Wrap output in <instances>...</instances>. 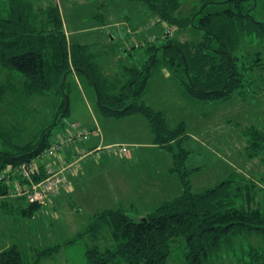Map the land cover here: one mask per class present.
Returning a JSON list of instances; mask_svg holds the SVG:
<instances>
[{
	"label": "trees",
	"instance_id": "obj_1",
	"mask_svg": "<svg viewBox=\"0 0 264 264\" xmlns=\"http://www.w3.org/2000/svg\"><path fill=\"white\" fill-rule=\"evenodd\" d=\"M129 1L141 2L148 20L194 34L183 40L164 35L133 44L130 49H141L146 58L141 65L125 66L122 81L108 79L96 69L86 44L68 42L57 6L40 7L46 29L36 32L37 17L30 0H0V72L5 71L9 80H0V116L9 92L19 89L20 95L44 94L57 83L64 86L70 67L83 71L94 85L104 115L120 118L138 113L146 118L154 142L171 154L170 171L177 175L183 191L144 219H133L120 208L97 211L75 238L36 247L33 260L17 244L9 245L0 249V264H37L53 257L63 245L86 236L91 243L85 246V264H264L262 182L236 170L203 191L191 190L193 170L186 167L188 150L182 145L184 122L169 127L163 112L143 101L153 69L160 64L180 82L185 95L198 100H226L234 93L250 89L254 93L264 86V76L257 79L253 66L264 52V21L252 13L256 0L252 6H248L250 0ZM187 4L190 8L183 12ZM241 40H246L248 49L238 50ZM258 66L264 68L261 63ZM63 110H68L67 97ZM51 125L38 139L17 143L12 138L15 132L6 130L0 118L1 209H17L32 218L43 204L7 196L10 186L3 175L50 145L47 133ZM241 131L246 156L261 155L264 128L251 124ZM44 175L43 167L38 166L36 176ZM102 237L106 242L100 245ZM253 237L259 242L252 243Z\"/></svg>",
	"mask_w": 264,
	"mask_h": 264
},
{
	"label": "rangeland",
	"instance_id": "obj_2",
	"mask_svg": "<svg viewBox=\"0 0 264 264\" xmlns=\"http://www.w3.org/2000/svg\"><path fill=\"white\" fill-rule=\"evenodd\" d=\"M30 1L32 12L37 17V22H34L35 31L46 29L44 16L41 17L40 14V7H46L48 4L57 6L68 42L86 44L88 52L92 55L91 63L108 79L119 78L124 81L126 77L122 74L123 68L134 64L141 65L146 58L141 49L128 48V50H124L123 42L124 37H129L128 29L136 30L135 35L137 37L142 35L143 41L155 38L154 35H157L158 39L168 35L183 40L194 34L192 31H174L165 23L148 20L145 17L144 5L137 1ZM253 4L254 1L250 0L248 6ZM189 8L190 5L187 4L186 7H183V12ZM252 13L256 19L264 21V2L262 0H256ZM95 14H99V16L95 17ZM103 22L107 24L100 26V23ZM141 31L143 33L139 34L138 32ZM132 39L129 41L131 44L138 45L142 42L140 38L133 37ZM135 40L139 41L135 42ZM244 41L246 40L240 41L238 50L248 49ZM238 50L237 52H239ZM118 57L121 58L118 59ZM258 63L264 66V52H261V55L253 61L254 70L257 69V79L259 76H264V68L258 69ZM160 65H156L153 69L149 81L152 85L145 93L143 101L154 109L161 110L169 127H175L178 123L184 122L186 136L182 145L188 150L186 166L198 165L200 167L198 171L191 174V190L203 191L236 170L242 172L243 176L247 178L261 181L259 186L264 189V150L258 157L248 158L245 153L246 141L241 131L251 124L261 129L264 128V86L262 85L254 93L251 89L243 94L239 93L240 95L234 93L226 100H198L185 95L183 87L175 77L174 80L171 79L172 77L163 80L162 69L166 65ZM5 79H7L6 82H9L6 72H0V80L5 82ZM64 82L62 88L59 87L60 83H57L51 91L39 95H20L19 89L9 92L11 95L6 98L1 107L0 118L7 126L6 130L14 132L17 128L23 134L22 137H17V133L12 132L13 136H11L15 142L25 143L38 139L49 124H52L47 133L50 144L65 136L69 131L68 125L75 122V119L77 120L75 115L81 112L82 94L89 99L91 109L100 114L101 108L94 85L83 71H75L70 67L65 74ZM94 96L96 97L94 98ZM65 97L68 98L66 113L64 110L62 111ZM84 118L88 119L87 113ZM113 119H109L108 122L110 124L116 122ZM77 122L82 127L83 121ZM143 127L146 129L145 126ZM135 128L140 130L139 125ZM109 130L114 131L112 127H109ZM141 131H143L142 127ZM87 141L86 139L84 141L76 139L71 148L73 150L74 148L88 150L90 148H87ZM70 144L71 142L65 143L64 146ZM64 146L55 155L60 153ZM98 149L90 150L95 154ZM77 155L79 154L77 153ZM46 157L49 156L43 155L38 158V162L44 161ZM68 163L64 162V166H67L65 171L79 162L74 160ZM58 168L60 166L56 169ZM83 182L84 180L79 184L77 191L82 189ZM66 184L65 181V186L52 193L50 199L41 205L32 218L17 209H1L0 207V249L17 244L28 254V259L33 260L35 256L32 253H35L33 251L36 250V247L42 248V246L63 243L75 238L77 233L89 224L90 214L105 208L106 202L104 204L91 202L90 193L82 194L76 191L73 194V181L69 188L70 192H65L62 188L66 187ZM138 194L139 192L134 193L135 196ZM1 197L0 195V199ZM164 199H167V196H155L154 200L150 202H136V205L132 206L135 207V210H131L126 205L123 207L130 217L138 220L145 217L139 216V213L141 215L146 211H152ZM8 200L16 204L14 199ZM251 241L252 243L259 242L255 237ZM105 242L106 238H100V245ZM90 243L89 236H86L76 242L63 245L53 257L44 258L37 264H85L84 250L86 244Z\"/></svg>",
	"mask_w": 264,
	"mask_h": 264
},
{
	"label": "crops",
	"instance_id": "obj_3",
	"mask_svg": "<svg viewBox=\"0 0 264 264\" xmlns=\"http://www.w3.org/2000/svg\"><path fill=\"white\" fill-rule=\"evenodd\" d=\"M98 16L99 14H95V17ZM105 24L107 23H100V26ZM128 32L129 37H124V50H128V48L133 45V43L131 44L129 42L133 40V37L136 39L140 38V41H143L142 35L140 37L135 35L137 32L136 30L133 31V29L130 28ZM138 33L141 34L143 32L141 31ZM65 35L67 37L66 32ZM154 36L156 37L157 35ZM136 41L139 40H135V42ZM120 58L121 57H118V59ZM162 73L163 80H168L171 77L172 80L175 79L166 66L162 69ZM149 81L143 94V99L145 93L152 85ZM81 96L83 107L80 110L81 112L75 115L77 116L75 122L78 123L77 121L79 120L83 121L82 128L88 132V138L86 139L88 140L87 148L99 149L95 154H89L79 159L78 164H74L73 167L65 171L64 176L67 186L62 188V190L64 189L65 192L69 193V188L73 181L74 189L72 193L74 194L79 184L84 180L82 189L77 192H81L82 194L90 193L91 197L89 199L91 202H97L99 204H104L106 202L104 209L120 208L126 213L127 210L123 205H126V207H129L131 210H135V207L132 206H135L136 202H150L154 200L155 196L163 195L167 196V199L162 200V202H164L182 193L183 188L177 175L170 171L172 166L171 154L165 148L154 142V135L145 117L138 113H132L120 118L106 116L102 111L100 114H97L91 109L92 107L90 106L89 99L83 94ZM95 97L96 96H94V98ZM86 113L88 119L84 118ZM112 118H114L113 120H116V122H111L110 124L108 121ZM138 125L140 127L139 131L135 128V126ZM143 126H145L146 129H144ZM109 127H112L114 131L111 132ZM141 127L143 131H141ZM14 132L15 134L17 133V137L23 136L18 129H15ZM72 144H74V142L68 146H64L63 150L57 155L46 157L44 161L38 162L37 158V166H42L43 169L47 167L57 168L63 162L69 164L68 162L74 161L79 156L77 153L80 152V150L74 148V151L71 148V146H73ZM121 145L127 146V151L125 153L118 151V147ZM187 168L192 169L193 171L191 174H193L198 171L200 167L198 165H191ZM135 192H139V194L135 196ZM157 206L158 205H156V207ZM156 207H154V209ZM150 212L146 211V213H142L141 215L139 213V216H146V214ZM95 213L96 212L90 214L89 221Z\"/></svg>",
	"mask_w": 264,
	"mask_h": 264
},
{
	"label": "built area",
	"instance_id": "obj_4",
	"mask_svg": "<svg viewBox=\"0 0 264 264\" xmlns=\"http://www.w3.org/2000/svg\"><path fill=\"white\" fill-rule=\"evenodd\" d=\"M69 131L59 140L52 142L48 145L39 155L28 161H23L15 168L4 172L3 178L5 183L10 187L8 188L7 196L9 197H24L28 202H41L47 201L52 193L58 191L62 186H65L64 171L67 166H64V162L60 165V168L47 167L44 169L45 175L43 177H37L38 166L36 159L43 157V155L52 157L58 150L62 149L65 143H73L76 139L84 140L88 137V132L79 126L78 123L73 122L69 125ZM119 152H126L127 146L121 145L118 147ZM93 151H87L81 149L78 152L79 156L75 161L79 162V159L86 157L89 154H93ZM9 178H8V177Z\"/></svg>",
	"mask_w": 264,
	"mask_h": 264
},
{
	"label": "water",
	"instance_id": "obj_5",
	"mask_svg": "<svg viewBox=\"0 0 264 264\" xmlns=\"http://www.w3.org/2000/svg\"><path fill=\"white\" fill-rule=\"evenodd\" d=\"M142 219H144V217Z\"/></svg>",
	"mask_w": 264,
	"mask_h": 264
}]
</instances>
